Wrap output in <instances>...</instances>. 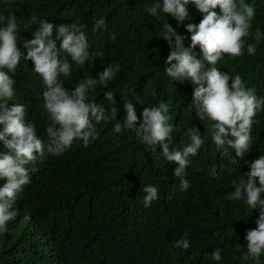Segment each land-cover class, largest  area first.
Here are the masks:
<instances>
[{
    "label": "trees",
    "instance_id": "obj_1",
    "mask_svg": "<svg viewBox=\"0 0 264 264\" xmlns=\"http://www.w3.org/2000/svg\"><path fill=\"white\" fill-rule=\"evenodd\" d=\"M152 2L0 0V14L16 17L21 39H30L31 31L36 27L23 29L31 14L53 23V34L59 23L84 25L89 51H99L102 55L91 57L83 67L72 65L70 77H60L67 89L74 88L76 82L86 76L95 78L103 67L119 65L113 79L92 89L88 97L103 105L110 117L115 116V119L95 125L97 139L86 147L99 153L100 165L75 169L73 163L67 161L60 169H54L55 164L48 155L50 167L39 171L38 181L42 183L28 186L13 206H27L36 223L60 247L68 245L70 248L77 244L85 264H254L253 261H244L242 256L246 251L244 234L247 229L256 227L258 212L253 210L250 214L240 202L226 199L229 180L224 176L233 175V182L250 170L248 164L264 154V133L261 137L252 134V144L241 157H235L232 149L225 155L216 150L211 143V122L201 121L196 118L194 110L192 113L187 110L194 86L187 81L173 82L163 74L169 45L159 38L160 25L168 22L178 34L185 36L183 43L188 46L190 34L184 25L198 23L202 14L189 4L186 6L187 18L177 25L170 16L154 18L147 15L145 10ZM254 3L256 15L250 33L257 27L264 32V0H254ZM100 17L105 18V27L93 32V22ZM253 42L251 35L246 38V43ZM193 50L199 55L198 47ZM29 62L21 59L17 66L15 95L9 104H26L25 112L30 115L25 116L26 121H30L45 139V125L49 121L42 107V87L40 80L37 83V75L32 72ZM216 66L230 75L238 73L246 81V86L254 89L257 97H264V41L257 44L255 54L248 55L245 50L239 58L225 56ZM104 91L113 92L117 109L114 113L103 98ZM134 97H139L142 104ZM129 100L136 109L137 123L143 107L158 101L166 103L175 140L188 137V129L196 128L212 145L218 164L214 169L215 178L211 174L213 165L193 171L185 178L189 188L182 190L180 181L165 177L156 161L157 151L146 150L130 131L114 133L112 127L116 120H122L125 114L123 103ZM256 119L264 128V111L257 113ZM87 161L91 163L90 159ZM37 171L33 165L31 182ZM115 180L121 181L127 189L129 217L124 222L107 219L102 206L104 195L114 186ZM1 183L4 181L0 180ZM144 183L158 188V199L147 209L142 206V199L140 202V189ZM185 234L190 247L185 250L174 247V242ZM216 249L221 251L219 262L211 259V252ZM60 260L74 264L70 253L59 255L44 240L32 241L15 223L9 225L5 233H0V264H55ZM260 264H264V256Z\"/></svg>",
    "mask_w": 264,
    "mask_h": 264
},
{
    "label": "clouds",
    "instance_id": "obj_2",
    "mask_svg": "<svg viewBox=\"0 0 264 264\" xmlns=\"http://www.w3.org/2000/svg\"><path fill=\"white\" fill-rule=\"evenodd\" d=\"M189 4L195 6L202 18L196 24L184 25L190 34L188 46L183 43L185 36L178 34L171 24L165 22L160 25L159 38L169 45L163 62V74L173 82L187 81L194 86L187 110L190 113L194 110L196 118L201 121L211 122V143L221 155L232 149L235 157H241L252 144V134L261 137L264 133V128L256 119L257 113L264 111V97H257L254 89L247 87L246 81L238 73L230 75L216 65L225 56L228 59L241 57L245 50L248 55H253L257 44L264 41V32L259 27L250 33L256 15L254 0H153L145 11L154 18L170 16L179 25L188 16L186 6ZM33 25L36 27L31 31V38L21 39L16 17L0 14V180L4 181L0 185V233H5L9 225L15 223L32 241L38 243L44 240L59 255L70 253L74 264H85L77 244L70 248L68 245L60 247L36 223L27 206L22 204L19 208L13 204L28 186L42 183L38 181L39 171L50 167L48 155L55 164L54 169H60L67 161L73 163L75 169L100 165L99 153L86 147L97 139L95 125L110 118L115 119V116L110 117L103 105L88 97L92 89L98 85L104 86L113 79L119 65L103 67L95 78L86 76L69 90L63 86L60 77L69 78L72 65L83 67L91 57H99L102 53L89 51L90 43L82 24H56L53 34V23L31 14L23 29L31 30ZM104 27L105 18L100 17L94 20L92 31L103 30ZM250 35L254 42L246 43ZM196 47L199 55L193 50ZM21 59L30 60L29 65L37 75V83L39 80L41 83L42 107L49 121L45 125V139L30 121H26L25 116H30L25 112L26 104H9L15 95L14 75ZM103 98L114 113L117 109L113 92L104 91ZM133 99L142 104L139 97ZM123 110L125 114L122 120H116L112 131L116 134L122 130L130 131L146 150L157 151L156 161L165 177L180 181L182 190L189 188L185 178L193 171L213 165L211 174L215 178L214 169L218 164L211 143L201 137L194 127L188 129L189 138L175 140L166 103L158 101L152 106L143 107L139 123L130 100L123 103ZM87 159L91 160L90 164ZM33 165L38 171L31 182ZM248 168L250 170L244 172L243 177L233 182V175L229 178L224 176L225 180H229L226 199L240 202L250 210V214L253 210L258 212L256 227L247 229L244 234L246 251L242 259L260 264L264 256V154L252 160ZM118 181L115 180L112 183L114 186L106 191L102 206L107 219L124 222L129 217L127 189ZM140 191V202L142 199L145 209L158 199L155 185L144 183ZM173 246L188 249L190 244L186 234ZM211 259L219 262L221 251H212ZM55 264L70 263L60 260Z\"/></svg>",
    "mask_w": 264,
    "mask_h": 264
}]
</instances>
